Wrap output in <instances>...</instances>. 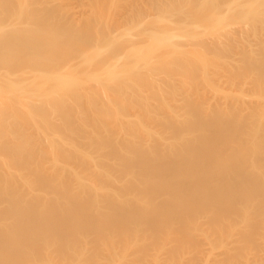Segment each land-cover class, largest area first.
I'll list each match as a JSON object with an SVG mask.
<instances>
[{
  "label": "bare ground",
  "instance_id": "bare-ground-1",
  "mask_svg": "<svg viewBox=\"0 0 264 264\" xmlns=\"http://www.w3.org/2000/svg\"><path fill=\"white\" fill-rule=\"evenodd\" d=\"M63 1L0 0V139L33 175L48 180L50 167L57 181L23 174L15 183L27 192L18 193L0 169V264H30L40 253L89 259L109 242L123 264H144L174 243L165 261L179 264L181 239L203 214L211 235L227 219L245 224L222 243L204 232L221 248L214 255L205 242L190 253L205 248L201 264H236L261 229L264 239V0ZM215 74L218 87L249 86L200 103ZM26 133L44 137L33 144ZM59 133H148L154 142L140 153L133 143L96 157L74 151L90 162L84 182L68 161L71 134L61 145ZM257 253L239 260L264 264Z\"/></svg>",
  "mask_w": 264,
  "mask_h": 264
},
{
  "label": "rangeland",
  "instance_id": "rangeland-1",
  "mask_svg": "<svg viewBox=\"0 0 264 264\" xmlns=\"http://www.w3.org/2000/svg\"><path fill=\"white\" fill-rule=\"evenodd\" d=\"M62 1V0H61ZM65 2L66 1H69V0H64ZM63 1V2H64ZM116 1V0H115ZM114 1V2H115ZM120 1V0H119ZM122 1V0H121ZM116 3V2H115ZM239 20H240V18H239ZM108 24H110V22L108 23ZM105 26H104V28H106V29H108V26H110V25H108L107 26V23L106 24H104ZM103 28V25H102V27H101V29L103 30L104 29ZM106 29H104V30H106ZM135 38V37H134ZM211 72H212V70H210L208 73L209 74H211ZM214 73H218V72H215V71H213ZM213 74V73H212ZM219 74V73H218ZM223 74V73H222ZM219 75H221V74H219ZM218 75V76H219ZM213 77V79H212V77ZM216 76V74L215 75H210L209 76V78H210V80H211V82L210 83H213L214 82V86L212 85V84H207V85H209V87L207 86V85H205L206 87H204V90L206 89V88H210V89H207L206 91H204L203 90V88H202V91L203 92H201V94L203 93V96L204 97H202V100L200 101V98H198L197 100H198V102L200 101V103H203V101L206 103V101H207V103H208V101L210 100L211 102H213L215 99H220L222 96H223V98H222V100L225 98L224 96L225 95H227V94H229V93H233V91H234V93L236 94V93H238L239 91H240V88L241 89H243V88H245L246 89V85L245 84H247V83H242L241 85H245V87H240L241 85H234L233 83H231L230 85H232L231 87L232 88H234V86H235V88H236V86H238L239 88V90L238 89H234L233 91H231V89L232 88H230V85H227L226 84V82H223L222 83V85H220V87H218L219 85H218V81H215V79H217V76ZM215 77V78H214ZM213 81V82H212ZM228 83V82H227ZM230 83V82H229ZM219 84H220V82H219ZM212 85V86H211ZM228 86V88H225V89H228V90H230V92L228 91V93H227V90H225V91H223L224 89H222V87L224 88V87H227ZM248 86H249V84H247ZM211 86V87H210ZM214 87V88H213ZM217 87V88H216ZM179 88L180 87H178L177 88V91H179V94H181V95H183V96H185V97H183L182 96V98L184 99H187V98H189L188 97V95H187V93L189 94V96L192 94L193 95V93H194V91L190 94V92H187V89L186 88H183L184 90L186 89V91H185V93H182V92H184V90H182V88H181V90H179ZM248 88L249 87H247V90H248ZM171 89V88H170ZM169 89V91L168 92H172L171 90ZM213 89V90H212ZM215 89V90H214ZM244 89V90H245ZM166 90H168V89H166ZM220 90H222V91H220ZM176 91V93H177V95H176V98H180V95H178V92ZM181 91V92H180ZM190 91V90H189ZM246 91V90H245ZM167 91H166V93H168ZM173 92H175V91H173ZM173 92H172V95L170 94H166L165 93V96H163L164 98L165 97H171V99H173L172 98V96L175 94H173ZM207 94H206V93ZM225 92V93H224ZM145 94H147V92L145 93ZM224 94V95H223ZM168 95V96H167ZM143 96H146V95H143ZM194 96V95H193ZM193 96H190V99L191 98H194ZM169 97H168V100H170V102H171V99H169ZM215 97V99H213L212 100V98H214ZM165 99H167V98H165ZM204 99V100H203ZM85 100V99H84ZM195 100V99H194ZM197 100H196V102H197ZM149 101H151V100H149ZM167 101V100H166ZM85 102V101H84ZM168 103H169V101H168ZM205 103H203V104H205ZM210 103V102H209ZM136 117H134V119H135ZM149 126H153L154 125V123H150V124H148ZM156 128H159V127H156ZM8 134H12V133H8ZM48 134V136L52 139V133H47ZM65 134H71L70 136H69V138H68V141L69 142H74L75 143V146L73 147V148H70L69 149V152H70V155H71V158L72 159H69L68 161H69V163H70V166L72 167V170H75L76 172H78L81 176H82V179H81V181H86V179L87 178H89V175H87V171L89 170V168H88V166L90 165V162L88 161V159L87 158H81V157H78L77 159H76V156H74V151H77V150H79V151H82V152H85V153H89L88 155L89 156H91V157H96V156H101V155H103V153L104 152H106V151H110V152H113V153H116L117 151H119L126 143H133L134 144V146H135V150L136 151H138L139 153H140V151H144L145 150V146L149 143V144H152L154 141H152V139H154V138H149V139H147V134L148 133H59V135H58V142H59V137L60 136H63V135H65ZM161 134H163V135H172V133H161ZM26 136H27V138L29 139V141L31 142V143H36V142H38L39 140H41V139H43V137H44V135H43V133H26ZM6 139H0V145H2V146H4V147H6L7 149H10V150H7V151H5V154H7L8 156H4V155H2V154H0V169H7V170H9V172H12V174H10V175H8L7 176V178L5 179V180H8V183H9V185H10V187L12 188V189H14V190H16V191H18V193H20V192H23L24 194L27 192V189H26V187L25 186H23L21 183H15V180H17L21 175H29V174H32L33 173V168H34V165H32V164H29L27 161H26V159H25V157H24V155H23V157H20V156H18V155H16L15 154V152L13 151V149H14V144H5L4 143V141H5ZM155 141H158V138H155ZM60 143V142H59ZM61 144V143H60ZM62 145V144H61ZM144 145V146H143ZM63 147V146H62ZM99 147H103L104 148V150H101V151H97V148H99ZM157 148H161V146H157ZM44 154L47 156V157H51L52 156V154H51V151L50 150H46V151H44ZM150 154H148L147 155V157L149 156ZM8 161V164L11 166V168L10 169H8V168H6V166L5 165H3V163H2V161ZM28 165L29 167L28 168H25V169H23V167L25 166V165ZM62 166H66L65 164H60L59 165V168H61ZM52 170H53V168H48L46 171H48L47 173H46V176H47V178H48V180H45V179H42V178H40V177H38V176H36V175H33L32 174V180H35V181H39V180H42V181H47V182H49V184H54V183H56L57 181L55 180V174L52 172ZM68 171V170H67ZM116 175L118 176V173H116ZM65 177H67V178H69L70 179V174L67 172V173H65ZM126 178H130V175H128ZM132 179H128V180H126V181H124V182H122V183H129L130 181H131ZM119 185V184H118ZM44 186H42V185H37V188L39 189V190H41L42 188H43ZM164 187H169L168 185H165ZM209 212H211V211H209ZM205 215L203 214L202 215V219H198L195 223H194V225L193 226H191L190 228H189V231H188V233H186L185 234V236L181 239V241L184 243L183 244V252H182V250L180 249V251H178L179 253H176V254H179L178 256H176V255H174V260H179V258H180V263L179 264H189V263H191V264H198V263H200L201 264V261L202 262H205L204 260H205V258H207L208 256L210 257V256H212V255H214L215 253H217V252H219V250L221 249V248H219V249H213V248H211V247H209L210 246V243H207L206 241H205V237H204V232H206V236H207V234H208V232L210 231L209 229H208V227H207V223H205V221L203 220V219H206L205 217H204ZM176 220V219H175ZM179 220V219H178ZM180 220H182V219H180ZM228 220L229 219H227V224L223 227L222 226V228L221 229H223V231H222V233H217V234H213V235H211L212 233H210V236H208V237H210V239L212 238H215V241H218V242H220L221 241V243H222V239L225 241L226 239H224V238H227L226 236H230L232 233H234L235 234V236H239L238 234V231L240 232V230L243 228V226H244V224H245V221L243 220V219H241V217L239 218V220L237 221L236 219V221L234 222L233 220H231L229 223H228ZM241 220V221H240ZM173 222H174V220H173ZM176 222V224H178L179 226H180V224L178 223V222H180L181 224L183 223V222H181V221H175ZM174 222V223H175ZM226 222V221H225ZM173 223V224H174ZM224 223V222H223ZM186 225V224H185ZM188 225V224H187ZM192 225V224H191ZM177 226V225H176ZM169 228V227H168ZM164 230L167 232V230H166V227L164 228ZM163 230V234H162V236H164V237H167V238H170V232L168 231L167 233L165 232ZM169 230H170V228H169ZM205 230V231H204ZM209 230V231H208ZM242 231V230H241ZM261 232V235H262V229L261 230H259V233ZM264 232V231H263ZM258 233V236L256 237V238H259V240L258 239H256V240H252L248 245H246L247 246V249L245 250V254H243L242 256H237V257H235V256H233V258H232V262L234 261V262H236V264H237V262L239 261V262H242L241 264H243L244 263V261L243 260H239L240 258L242 259V258H245V259H247L249 256H250V254H256L257 253V251H258V253L257 254H259V253H261L260 254V256L262 257V256H264V243H263V237L262 236H260L259 237V234ZM157 235V234H156ZM156 235H152V236H150V235H148V237H146V240H152V239H150L149 237H154V238H156ZM168 235V236H167ZM212 236V237H211ZM263 236H264V234H263ZM153 238V239H154ZM260 238H261V240H260ZM211 239V240H212ZM231 239V238H230ZM263 239V240H262ZM213 241V240H212ZM205 242V243H204ZM199 243V244H198ZM203 243H204V246L203 247H206L207 246V248L209 249H207L208 250V252H210V249H211V251H213V252H210V254H208V256L206 257V253H207V250L205 251L204 249V251L206 252H204L203 250V252L205 253V255H204V257H202L203 256V252L201 253L200 252V254H201V257H200V254L198 253V251L196 252V249H197V247L196 248H194L195 249V251L194 250H192V252L190 253V250L193 248V244H195V246L196 245H203ZM207 243V244H206ZM243 243V242H242ZM242 243H239V245H241ZM113 242H109L106 246H105V248H100V249H95L94 247H93V249H94V251H93V254H91L92 255V257L91 258H89V259H87V254H84L82 257H73L72 256V252H71V254H69L68 255V261L67 262H63L62 261V259H61V257H59V256H52V257H50L48 260H46L45 259V255H44V253H40L39 254V256H38V258H37V260L35 261V262H31L30 264H104L105 262V264H107V263H110V261H112L113 262V264H123L122 262L121 263H119V259H122L123 258V256H126L125 255V253L123 252V251H120L117 255H115V256H110V251L112 250V248H113ZM171 244L172 243H170V244H168L162 251L161 250H156L157 252H151L152 254H149V256H147V259H146V262L144 263V264H148V263H153V264H160V262H158V261H161V263H163L164 264V262H165V264H168V261L166 262L165 261V258H166V256H168V255H170L169 253H175V251H171V250H173L175 247H174V243L172 244V247H171ZM205 244H206V246H205ZM209 244V245H208ZM170 245V246H169ZM169 247H171L170 249H169ZM174 247V248H173ZM201 249H202V247L201 246H199ZM263 247V248H262ZM186 249V250H185ZM213 249V250H212ZM263 251V255H262V252H261V250ZM168 250H170V251H168ZM175 250V249H174ZM234 249L232 248V250L231 249H229V253H230V255L232 256L234 253L232 252ZM160 251V252H159ZM196 252V253H194V252ZM184 253L183 254V256H182V253ZM188 252H189V254H188ZM251 252V253H250ZM163 253V255L165 254V257L163 256V257H161V254ZM167 253H168V255H167ZM192 253L193 254H195V256L194 255H192ZM197 253H198V255L199 256H197ZM249 255H248V254ZM159 255V260H158V255ZM157 255V256H156ZM189 255V256H188ZM192 255V256H191ZM245 255H246V257H245ZM175 256H176V258H175ZM183 257V258H181V257ZM188 256V257H187ZM188 258V260H189V258L191 259L192 257V259L191 260H189L187 263H186V259ZM234 257H235V259H234ZM157 258V259H156ZM178 258V259H177ZM202 259V260H201ZM158 260V261H157ZM163 260V261H162ZM147 261H148V263H147ZM155 261H157V262H155ZM179 261H175V263H178ZM183 261H185L184 263H183ZM111 264V263H110ZM203 264V263H202ZM238 264H240V263H238Z\"/></svg>",
  "mask_w": 264,
  "mask_h": 264
}]
</instances>
